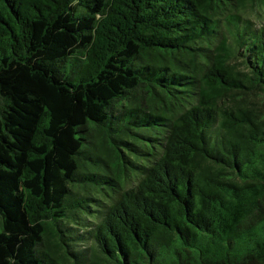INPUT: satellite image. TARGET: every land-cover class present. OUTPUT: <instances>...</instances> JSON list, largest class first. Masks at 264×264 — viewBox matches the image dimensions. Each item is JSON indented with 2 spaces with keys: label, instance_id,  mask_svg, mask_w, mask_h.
I'll return each mask as SVG.
<instances>
[{
  "label": "trees",
  "instance_id": "16d2710c",
  "mask_svg": "<svg viewBox=\"0 0 264 264\" xmlns=\"http://www.w3.org/2000/svg\"><path fill=\"white\" fill-rule=\"evenodd\" d=\"M0 264H264V0H0Z\"/></svg>",
  "mask_w": 264,
  "mask_h": 264
}]
</instances>
